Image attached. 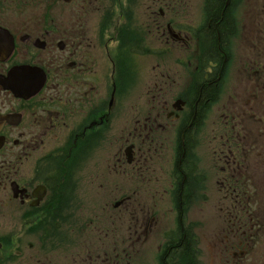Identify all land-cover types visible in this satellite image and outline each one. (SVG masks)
Segmentation results:
<instances>
[{
    "label": "flooded vegetation",
    "instance_id": "1",
    "mask_svg": "<svg viewBox=\"0 0 264 264\" xmlns=\"http://www.w3.org/2000/svg\"><path fill=\"white\" fill-rule=\"evenodd\" d=\"M130 3L0 0V264H51L49 240L36 232L81 208L72 192L78 182L71 178L78 181L84 158L96 160L89 150L113 144L115 130L125 133L116 161L129 169L145 164L136 141L143 146L157 132L174 134L176 230L159 264L181 242L198 264L194 225L218 244L220 264H264V61L242 58L240 93L226 94L229 58L218 21L211 27L208 18L214 59L200 52L193 66L188 61L187 89L169 104L161 98L172 82L160 71L153 97L158 109L137 120L141 125L131 133L128 67L136 59L160 60L164 34L182 45L194 37L170 24L164 29L162 13L150 17V25H136ZM196 40L202 48L208 44ZM123 199L113 207L127 204ZM185 211L192 214L187 224ZM193 213H200L197 221Z\"/></svg>",
    "mask_w": 264,
    "mask_h": 264
},
{
    "label": "rangeland",
    "instance_id": "2",
    "mask_svg": "<svg viewBox=\"0 0 264 264\" xmlns=\"http://www.w3.org/2000/svg\"><path fill=\"white\" fill-rule=\"evenodd\" d=\"M205 4L206 0H162L158 4H154L152 0H131V17L136 25H150V19L159 18L162 13L160 19L164 29L170 24L194 37H191L188 44L182 45L183 43L175 42L164 34L160 60L152 59L149 62L147 59H136L128 67L132 72L125 78L126 91L129 92L128 128L131 133L141 125L142 121L137 123V120H142L145 113L152 114L158 109V106L154 105V86L159 82L157 75L160 71L169 76L167 83L172 82L171 86L165 87L167 89L161 98L169 104L181 90L187 89L192 70L187 66V62H192L193 66L196 59L200 58V52H206L209 58L212 43L208 42L209 35L205 32L208 19ZM263 4L261 0L228 2V14L232 20L234 34L226 35L223 41L224 51L229 58L226 66V94L230 91L240 93L237 65L242 58L264 61V30L259 34L258 29V26L264 29L261 22L264 20V13L261 11ZM117 8L115 5V10ZM196 38L204 39L208 44L202 48ZM158 63L159 66L152 70ZM138 72L145 73L146 78H136ZM132 74L135 75L132 77ZM124 134V131L115 130V140L111 146L106 147V144L102 152H95L94 148L89 150L88 155H98L96 160L89 161L84 158L86 163L81 164L83 172L76 174L78 181L71 178V181L78 182L72 192L76 193L75 198L81 208L66 210L63 212L66 214L65 222L51 224L41 232H36V235L49 240L51 264H159L160 252L164 250L162 248L166 243L171 244L168 243V236L174 235L176 230L175 197L172 193L174 134L165 131L164 135L160 136L157 132L154 141H148L143 146L141 141H136L137 148L142 149L145 164L141 163L140 168L134 164L130 169L119 167L120 164L115 158L121 148ZM97 163L99 166L95 169ZM107 170H110L108 175ZM123 198H128L129 206L122 204L114 208V203L123 202ZM191 215L185 211V224L192 218ZM193 216V220L197 221L200 213H193ZM149 218H152L153 223L147 225ZM194 230H197V241H194L197 263L220 264V258L214 248V245L218 244L207 240L205 227L194 225ZM39 240L43 239H35Z\"/></svg>",
    "mask_w": 264,
    "mask_h": 264
},
{
    "label": "trees",
    "instance_id": "3",
    "mask_svg": "<svg viewBox=\"0 0 264 264\" xmlns=\"http://www.w3.org/2000/svg\"><path fill=\"white\" fill-rule=\"evenodd\" d=\"M224 1L225 0H206V4H205V12L207 13V18H212V24L211 27H213L214 22L218 21L219 26L217 27L218 29H220V32L222 30V34L220 35V39L222 40L223 38L225 39V36L229 35L233 29L232 26V20L228 14V8H225V11L223 12V16L222 18H219V13L221 12V9L223 8L224 5ZM261 2H264V0H261ZM261 11L264 13V4L261 5ZM261 22H263V27H264V20H261ZM261 25V23H260ZM221 26V27H220ZM259 34L260 31H263L264 29L259 28ZM226 34H224V32ZM263 34V33H261ZM209 39L208 42L212 43V48L210 49L209 52V58H211V60L214 59V55H215V44H216V40H215V35L213 33V31L211 30V34H209ZM224 41V40H223ZM264 45V44H262ZM170 252L169 254L166 256L167 259L166 262L167 263H162V264H193V258L190 255V247L189 244L187 242H181V246L178 248H174V249H169ZM169 250H166L167 252Z\"/></svg>",
    "mask_w": 264,
    "mask_h": 264
},
{
    "label": "water",
    "instance_id": "4",
    "mask_svg": "<svg viewBox=\"0 0 264 264\" xmlns=\"http://www.w3.org/2000/svg\"><path fill=\"white\" fill-rule=\"evenodd\" d=\"M20 92L22 91V90H19ZM24 91V90H23ZM127 150H129V149H127ZM126 154H127V151H126Z\"/></svg>",
    "mask_w": 264,
    "mask_h": 264
}]
</instances>
